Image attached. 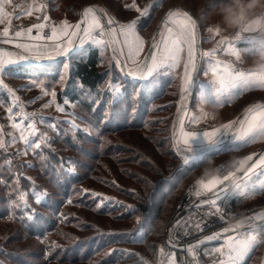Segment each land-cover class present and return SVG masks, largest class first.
<instances>
[{
    "label": "rangeland",
    "instance_id": "374dc122",
    "mask_svg": "<svg viewBox=\"0 0 264 264\" xmlns=\"http://www.w3.org/2000/svg\"><path fill=\"white\" fill-rule=\"evenodd\" d=\"M40 1V5L45 4L53 22L56 19L73 24L78 22L79 9L85 4L95 5L107 20L112 18L117 24L139 19L137 33L144 41L145 51L159 18L167 8L176 5L187 8L198 21L200 51L202 47L219 48L221 36H228L231 40L236 33L234 30L220 31L215 35L209 32L218 19L212 11L214 0ZM133 4L136 8L131 7ZM145 8L153 14L140 28L147 15L142 17L137 9ZM176 10L181 9L173 11ZM176 18L183 19V15L178 14ZM167 26L175 27L170 20ZM49 31L47 27L45 32L50 34ZM257 31L242 33L240 39L232 40L235 47L242 50L239 61L231 58V64L236 68L252 70L248 54L264 45ZM156 38L159 39V32ZM4 46L15 50L14 45ZM98 50L102 57L101 68L107 71L103 86L106 99L118 101L128 98V94L131 99L136 91L128 79L141 78L127 77L122 73L111 47ZM186 54L185 48L179 66L168 73V78L163 81L164 89L158 90V96L154 97L152 93L145 109L136 108L135 101L131 102V108L126 105L120 120L113 115V106H105L104 113L100 105L96 114L94 108L100 100L94 102L91 95L86 99L91 104L89 111L65 95H62V101L57 100L58 90L64 87L65 72L61 73L63 82H60L61 75L57 74L54 78L27 79L10 74L6 66L0 80L13 91L9 93L0 86V264L163 263L165 229L189 184L199 181L203 169L212 163L233 161L240 168L246 155L264 147V139L256 138L252 144L250 141L244 147L240 146V150H227L217 161L187 170L201 155L190 159L180 153L193 152L182 144L181 120L175 126V135L172 134L177 109L185 103L187 108L195 96L189 99L190 81L185 99L180 101L184 76L182 64ZM63 66L66 67V60ZM54 67L56 69L57 64ZM159 72L166 73V70L159 69ZM169 78L172 79L167 84ZM33 80L41 82V86H33ZM53 89L54 98L51 95ZM258 99H264V87L257 84L228 109L227 115L235 120L233 117L243 103ZM29 124L35 126L34 134L28 129ZM208 124L202 123L203 128L206 129ZM22 130L29 144L20 138ZM175 171L179 172L175 177L179 186L169 196L162 216L149 233L141 228V221H145L146 228L147 220L134 212V195L144 201L152 200L156 197L153 191L157 179ZM258 172L264 173V169ZM163 187L167 186L163 184ZM37 197L45 202L40 203ZM239 206H260L262 210L257 213V218L263 217L264 188L244 196ZM26 207L38 215L29 219L30 212ZM29 228L35 235L29 233ZM121 233L128 235L121 236ZM263 258L264 244H259L248 264H261Z\"/></svg>",
    "mask_w": 264,
    "mask_h": 264
},
{
    "label": "snow or ice",
    "instance_id": "6c2138e0",
    "mask_svg": "<svg viewBox=\"0 0 264 264\" xmlns=\"http://www.w3.org/2000/svg\"><path fill=\"white\" fill-rule=\"evenodd\" d=\"M131 7L136 8V5L133 4ZM37 10L39 11V9ZM149 10V8L137 9V11H140L142 17L148 15ZM178 14H182L183 19H177ZM7 15L4 11L3 4H0V23L4 22ZM80 15V21L74 24L69 23L67 20L60 24L52 25L33 23L27 29L21 28L20 30L12 31H10L11 24L9 21V26L3 27L0 30V45H14L15 50L9 51L7 48L0 46V74L7 70L6 66L18 65L20 62L29 60L31 56L41 57L46 54L51 55V53H63L71 56L76 51L75 45L77 41L81 45L90 41L93 45H99L101 49L111 47L116 63L118 65L123 63L128 67L129 75L138 76L143 79L146 76H151L157 69L166 67L172 70L178 67L182 58L181 54L186 48L187 56L183 62V87L180 89V101H184L187 86L192 80V74L196 67L195 45L197 22L187 12H182V10L169 11L167 17L162 21L164 27L158 29L159 39L153 36L148 44V48L152 49L150 53L145 51L144 41L137 33L139 19L113 26L117 25V22L109 18L108 26L105 27L102 25L100 18L95 15V8L93 6L84 8ZM48 19L47 15L43 16L44 21ZM169 20L175 25L174 28L167 26ZM46 27L50 28V34L45 32ZM34 29L35 34H33ZM208 30L214 35L220 32L216 27H210ZM253 30L252 25H246L241 32H236L231 40L228 36H221L218 45L223 46L226 44L227 47L223 48V51L230 53L239 61L242 50L237 49L232 43V40H238L242 33ZM141 53H144L143 59L141 58ZM214 53L215 49L211 53L206 54L214 55ZM120 57H123V61ZM221 63L217 61L211 69L215 81L213 85L215 92L213 95H215L218 101L226 92L231 96L230 90L236 88L238 85L242 88L253 84L264 87V74H258L252 70L246 72L227 62H224L223 66L220 67ZM63 80L64 76L61 74L60 82H63ZM144 83L145 86L154 84V79L153 81L145 80ZM32 85L40 87L41 82L33 80ZM0 86L6 88L9 93L13 91L8 85L3 83V80H0ZM45 94L47 93L45 92ZM51 95L53 98L55 97L56 93L54 89ZM9 112H11V109H9ZM179 112H184L183 106L178 108ZM193 120L196 121L197 118L193 117ZM180 122L183 124L182 119ZM220 127L235 129L237 133L236 138L244 140L245 142H247L246 138L264 139V103L250 105L243 112L242 118L229 120ZM28 129L33 134L36 132L33 124H29ZM218 131L219 129L217 128H213L210 132L205 131L203 137L207 141H213ZM195 136L196 133L193 132L184 133V143L188 144L189 138ZM20 138L26 144H29L23 130L21 131ZM36 147L39 148L40 145L37 144ZM260 169H264V152L259 154L253 152L243 158L240 162V168L236 171L230 170L226 175L215 177L206 183L201 180L200 184L205 190L217 189L218 185H222V187L218 189L214 199L202 200L200 203L209 206V214H212L211 209H215L216 214H221L222 216L223 209L221 204L226 203L228 198L234 193H238L240 197H243L245 192L241 190V185L244 184L246 178H250L253 173ZM240 171L243 172V178L239 175ZM261 187H264V185H261ZM220 193H223V198H221ZM196 194L199 196L201 193L197 192ZM37 200L40 203L45 202L39 200V197H37ZM196 207H199V205H196ZM26 210L30 212L29 219H34L38 215L35 211L27 209V207ZM255 219V217H247L243 221H235L231 227H223L220 230L212 231L210 234L203 236V240L220 239L223 241L219 247L206 250V252L219 254V258L211 261V264H241L254 251L258 244H264V222L256 224ZM176 224H180V221L177 220ZM147 225L148 228H145V221H141V228L147 231L151 227V219L147 220ZM245 225H247V228L242 232L241 229ZM199 226L197 224V227ZM120 235L126 236L128 234L121 233ZM199 243L200 241H197V245ZM189 247L191 248L192 246L190 245ZM133 254L129 253V255Z\"/></svg>",
    "mask_w": 264,
    "mask_h": 264
},
{
    "label": "trees",
    "instance_id": "16d2710c",
    "mask_svg": "<svg viewBox=\"0 0 264 264\" xmlns=\"http://www.w3.org/2000/svg\"><path fill=\"white\" fill-rule=\"evenodd\" d=\"M152 11L144 17L140 28L142 25L146 24L152 18ZM66 60V67L63 66V61ZM102 57L98 48L91 44H85L80 48H76V51L72 53L71 56L67 55L65 58L49 62V63H29V62H20L18 65L7 66L10 74L16 75L18 78H43L51 77L54 78L60 76L62 72L66 73V78L64 82V87L57 92V100L62 101V95L68 97V99L74 103L81 105L85 110L89 111L91 104L87 102V95H91L94 102H98L95 106V113L98 114V107L101 105L103 112L105 111V106H113V115L118 117L120 120L125 113L123 108H131V102L135 101V107L138 109H145L150 101L151 94L154 93V97L158 96V90L164 89L163 81L168 78L166 73L155 72L151 76L143 79H128L130 83L133 84V90L136 91V95H133L131 99L129 94L128 98L121 99L118 101H108L107 92L104 91L103 86L107 80V71L101 68ZM61 62V63H60ZM57 68L55 69V65ZM64 68V69H63ZM48 69V70H45ZM55 72H52V71ZM154 84L145 86L144 81L149 80L153 81ZM172 78L166 80L167 84L171 82ZM49 82V81H48ZM158 92V93H157ZM134 94L133 92H130ZM130 94V95H131ZM152 96V97H153ZM150 97V98H149ZM123 104V105H122ZM105 113V112H104ZM102 117H104L102 115ZM225 144L210 151L205 154H202L200 158L197 159L194 163L189 165V171L200 168L207 165L208 163L213 162L219 158L224 152H226ZM217 161V160H216ZM214 161V162H216ZM178 171L170 172L167 176H161L157 179V187L153 194L156 197H153L152 200H143L137 195H134V212L144 216L146 220L151 219V227L147 231L149 233L153 232L155 228V223L158 222L159 218L162 216L164 208L167 206L169 196L174 192L175 188L179 185L177 181L175 182V177L178 175ZM186 174V173H184ZM167 187H163L162 185ZM31 223V221H29ZM31 227V224H30ZM148 228V225L146 226ZM30 234L35 233L29 229ZM165 239L163 237V246ZM88 250V249H87ZM86 250V253L88 251ZM252 255H250L242 264H248ZM88 258V256H85Z\"/></svg>",
    "mask_w": 264,
    "mask_h": 264
},
{
    "label": "crops",
    "instance_id": "0c3cea01",
    "mask_svg": "<svg viewBox=\"0 0 264 264\" xmlns=\"http://www.w3.org/2000/svg\"><path fill=\"white\" fill-rule=\"evenodd\" d=\"M40 2H41L40 0H7V2H5V0H0V4H3L4 11L8 14L5 17L4 22L0 23V30H2L3 27L9 26V21L11 24L10 31L20 30L21 28L27 29L33 23H45L46 25H49V24L52 25V24H60L64 21V20L56 19L53 22V20L50 19L49 17L47 21H44L43 16L45 15L49 16V15L47 14L45 10V4L43 3L42 5H40ZM37 9H39V11ZM106 21L108 24L107 18H106ZM22 22H24L23 26L20 25V23ZM124 23H128V22H124ZM115 26H118V24ZM46 29L47 27L45 28V30ZM33 34H35V29L33 30ZM87 43L93 45L90 41L85 42V44ZM232 43L234 42L232 41ZM78 46H82V45L81 44L79 45V43L77 42L76 48ZM93 46H95L96 48H100L99 45H93ZM225 47H227L226 44L223 46H219V48L215 47L214 55L206 54V53H211L213 49H203V47L201 48L199 74H198L197 85H196L195 93H194L195 94L194 100L192 101L190 105H188L187 108L184 109V112H180V115L178 117V121L181 119L183 120V124H181V129H182L181 141L184 147L187 149H192L193 151H195L207 145L216 143L217 141L222 139L226 135V133H228L230 129L228 128L225 132V128L220 127L222 124H225L226 122L231 120L230 116L227 115L228 109L234 104L238 103L239 102L238 100L242 99L246 95L249 89H252V87H255L257 85V84H253V85H249L248 87H243V88L238 85L236 88L230 90L231 96H229V93L226 92L219 101L216 99L215 95H213V93L215 92V88L213 86L215 81H214V77L212 75L211 69L213 65L217 63V61L222 62L220 65V67H222L224 62L232 63L231 58H234V56H232L230 53L223 51V48ZM56 55H59V54L51 53V55L46 54L44 56H56ZM186 56H185V59H186ZM121 58L123 60V57ZM182 68L184 70V66ZM160 69L166 70V74L171 73V71L173 70V69L169 70L166 67L160 68ZM158 71L159 69H157L155 72H158ZM244 71L247 72L250 70H244ZM127 72H128V69H127ZM249 102L243 103L241 105V108H239L238 111L236 112V114L238 115L241 109ZM259 103L260 102L256 104H259ZM185 113H187V115H185ZM237 115H235L233 118L237 117ZM193 117H196L197 120L194 121ZM204 122L209 123L208 124L209 126L206 129H204L202 126V123ZM213 128H217L219 129V131L216 133V136L213 138V141H207L203 137V133L205 131L210 132L213 130ZM186 132L196 133L195 137L189 138L188 144L184 143V139H185L184 133ZM236 136H237V133L234 130L232 133L231 139L227 143H225L227 150H240L239 149L240 146L244 147L245 143L249 144L250 141L252 144L253 143L252 141L254 140V139L246 138L247 142H245L244 140L237 139ZM224 162L226 161L224 160L223 162L212 163L213 165L211 164L212 166H209V168L218 167ZM253 174L256 175L257 178L253 182L251 187L245 191V195H244L245 197L248 195H251L252 192H257L258 190H261L262 188H264V187H261V185H264V173L255 172ZM204 182L206 183L207 181H204ZM257 219L259 220L260 218H257ZM246 228H247V225H245V227L242 228L243 230L241 231L242 232L245 231ZM221 243H223V241L219 240L218 243L213 248L219 247ZM258 246L259 244L255 247L254 251L258 249ZM253 252L250 255H252ZM248 257H246L241 262V264ZM164 264H176V263L173 257H170ZM261 264H264V258H263V263Z\"/></svg>",
    "mask_w": 264,
    "mask_h": 264
},
{
    "label": "built area",
    "instance_id": "2783aa9c",
    "mask_svg": "<svg viewBox=\"0 0 264 264\" xmlns=\"http://www.w3.org/2000/svg\"><path fill=\"white\" fill-rule=\"evenodd\" d=\"M244 39L242 38V40ZM237 169L239 168L236 162H224L207 175H201L199 181L189 184L165 229L163 263L161 262V264H164L170 257L174 258L176 264H211V261L219 258V254L206 252V250L212 249L220 239L208 241L203 240V236L223 227H231L235 221H243L247 217H255L256 224L264 222V216L257 219V213L262 210V207H240L239 203L244 196L240 197L238 193L232 194L226 203L221 204L222 216L216 214L215 209H211L212 214H209V206L200 203L202 200L214 199L218 189L222 187V185H218L217 189L205 190L200 184L201 180L208 181L226 175L230 170L236 171ZM256 178L254 174L250 178H246L244 184L241 185V190L244 192L248 190ZM197 192L201 194L198 196ZM220 195L223 198V193ZM177 220L180 221V224H176ZM197 224L200 226L197 227ZM197 241H200L199 245H197Z\"/></svg>",
    "mask_w": 264,
    "mask_h": 264
},
{
    "label": "clouds",
    "instance_id": "9594fccd",
    "mask_svg": "<svg viewBox=\"0 0 264 264\" xmlns=\"http://www.w3.org/2000/svg\"><path fill=\"white\" fill-rule=\"evenodd\" d=\"M212 11L218 17L215 27L220 31L241 32L244 26L252 25L264 40V0H214ZM248 62L252 71L264 74V45L248 54ZM210 171L207 166L203 169L205 175Z\"/></svg>",
    "mask_w": 264,
    "mask_h": 264
},
{
    "label": "water",
    "instance_id": "95a60500",
    "mask_svg": "<svg viewBox=\"0 0 264 264\" xmlns=\"http://www.w3.org/2000/svg\"><path fill=\"white\" fill-rule=\"evenodd\" d=\"M88 6H93L95 8V13L100 18L101 23L105 27H107L108 24H107V21H106V18H105L104 13L98 7H96L93 4H85V5L81 6V8L79 9L78 22L81 19V15L80 14H81L82 10L84 8L88 7ZM174 9H181L184 12H187L193 19L196 20V18L193 16V14L187 8H185L183 6L176 5L175 7H169L162 14V16L159 18L158 24L156 25V28H155V30L153 32L152 37L153 36H155V38L157 37V34L159 32L158 29L160 28V26L162 24V21L167 17V14L169 13V11H173ZM196 22H197L196 45H195L196 46V67H195V70L193 71V74H192V80H191V85H190V90H189V99L190 100L192 99V97H193V95L195 93V88H196V85H197V76L199 74V65H200V44H201V41H200V37H199V23H198L197 20H196ZM0 46H3V47L6 48V46H4V45H0ZM75 47H76V45H75ZM8 49L14 50L12 48H8ZM151 51H152V49L148 48L146 52L150 53ZM66 56L67 55L66 54H63V53L62 54H59V55H56V56H41V57L31 56L29 60L23 61V62H29V63H49V62H53V61H56V60L63 59ZM119 68H120V70L122 71V73L125 76L132 77V78H138V76H131V75H129L123 63L122 64H119ZM258 102H264V99L253 100V101L249 102L248 104H246L241 109V111L238 113L236 119L237 118H242V114L245 111V109L247 107H249L250 105H252L254 103L256 104ZM186 105H187V103L182 104L181 106H183V108H185ZM179 114H180V112L178 113V109H177L176 114H175L174 119H173V128H172V134H173V136L175 135L174 129H175V126L177 125V121H178ZM234 130L235 129H231L230 128L229 131H228V133H226V135L222 139H220L219 141H217L216 143L207 145V146H205L203 148H200V149L195 150V151L190 152V153L183 152V151H180V153L183 154V155H186L188 158H192V157L200 156L202 154H205L207 152H210V151H212V150H214V149H216V148L224 145L225 143H227L231 139V136H232V133H233ZM261 152H264V147L261 148V149H259L256 153L259 154ZM254 159H255V157H254ZM249 163H251V162H249ZM245 166H247V165H245ZM239 175H240V177H242L243 176V172L240 171L239 172ZM241 230H243V229H241Z\"/></svg>",
    "mask_w": 264,
    "mask_h": 264
}]
</instances>
